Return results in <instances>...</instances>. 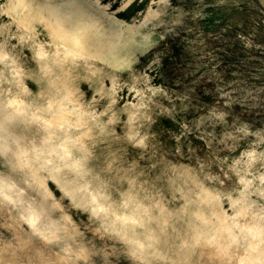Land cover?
<instances>
[{"label":"rangeland","instance_id":"374dc122","mask_svg":"<svg viewBox=\"0 0 264 264\" xmlns=\"http://www.w3.org/2000/svg\"><path fill=\"white\" fill-rule=\"evenodd\" d=\"M65 2L0 0V264H264V0Z\"/></svg>","mask_w":264,"mask_h":264},{"label":"bare ground","instance_id":"6f19581e","mask_svg":"<svg viewBox=\"0 0 264 264\" xmlns=\"http://www.w3.org/2000/svg\"><path fill=\"white\" fill-rule=\"evenodd\" d=\"M78 2H79V0H66V2L63 5L65 11H63V9H62V11H60L59 7L54 8L53 9V13L55 15V21L53 20L54 22H49V26L52 29L53 33L55 34V37L57 36L58 39L61 40V42L64 45L63 47L65 49V54H64V56H61L63 58L65 56L66 57L67 56L74 57L75 54L77 53L78 47H82V45H83L81 38H82V36H84L85 32H84V28L81 27V23L77 22V24H76V23H73V22H71V23L69 22V18H70L69 15L72 12V8H74V6H76V4H78ZM86 4L94 6L91 3H87L86 2ZM94 7H96V6H94ZM66 13H68V15H66ZM61 57H56V62L61 63L62 62V58ZM4 107H5V105H4ZM4 107H3V105L0 102V115H1L0 116V152H6L7 150L10 149V142H9V139H8L9 135L5 136V135L2 134V132L9 130L8 125L12 121L13 116L16 115V113L18 112L17 109L9 110L10 113L9 112H4L3 111ZM40 109L43 110V108H40ZM50 110H52V109H50ZM50 112L51 111H49L48 113H50ZM45 113H47V112H45ZM42 115H44V114H42ZM42 115H40V116H42ZM38 117H39V115H38ZM42 119L44 120L45 124H47L49 122L48 118L46 116L43 117ZM38 121H39V119H38ZM12 123H14V122L12 121ZM69 136L66 135V138L69 137ZM54 138H55V136H52L50 138H46L45 140L46 141H52ZM63 143H64V141H63ZM31 144H32V142H31ZM65 144H67V143H65ZM65 147H67V146H65ZM38 148H39V146H38ZM21 151H22L21 153L20 152L18 153L19 156H22L23 155L22 153H25L24 149H21ZM20 154H22V155H20ZM35 155L36 156L37 155L40 156L41 154L38 151H35ZM60 155H62V154H60ZM68 161H70V160H68ZM73 162H75V161H73ZM62 163H64V162H62ZM49 168H50L49 169L50 172L59 170V169H57L58 167H53V163H52V166L49 167ZM52 177L56 180V182L59 185L61 184V182H59V180L56 178L57 176L53 175ZM34 179L36 180L37 183L40 181V178L38 176H34ZM38 184H37V186L40 185V184L39 185ZM0 188H1V192H2L3 195H5L7 197H10V198H13V199H14V197H16L18 199V201L21 199V196H20L21 195V189H18V187L15 185V183L11 182L10 180L2 178L1 181H0ZM63 189H64V187H63ZM42 191H43L42 192V198L44 199V197H46L48 195V189L44 188ZM25 211L26 212L24 213V217L26 218V221L28 222L30 227L35 232L41 233L44 237L55 236L57 233H59V231H60L59 229H60L61 224L59 222H56V221L53 222L50 219L46 220V211L44 209L39 210V207H36V206L34 207L32 205L31 206L29 205V206L26 207ZM59 224H60V226H59ZM124 229L126 230L127 228L124 227ZM154 242H155V240H154ZM259 244H260V242L257 241V243H254L253 245H251L252 246L251 248H253V251L256 254L259 253V249H258ZM140 246H141V244H140ZM249 256H250V254H249ZM243 259H246V258H243ZM241 261H243V260H241Z\"/></svg>","mask_w":264,"mask_h":264}]
</instances>
